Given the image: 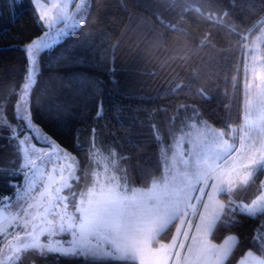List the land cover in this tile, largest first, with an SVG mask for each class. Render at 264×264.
<instances>
[{"label": "trees", "instance_id": "16d2710c", "mask_svg": "<svg viewBox=\"0 0 264 264\" xmlns=\"http://www.w3.org/2000/svg\"><path fill=\"white\" fill-rule=\"evenodd\" d=\"M34 9L31 0H0V108L18 130L23 122L16 119V92L28 67L25 46L45 31ZM88 9L77 28L40 54L29 98L32 121L73 154L80 169L89 174L93 170L84 149L94 137L105 153L115 149L129 157L122 167L133 185L141 187L151 175L159 174L161 144L171 143L170 131L188 122L192 106L215 128H222L228 115L229 123L238 125L246 53L242 44L264 26V0H89ZM169 23L183 31L168 27ZM238 34L247 35V40ZM206 36L208 42L202 44ZM232 77L237 78L235 89ZM200 89L207 98L199 94ZM181 105L188 107L181 109ZM25 133L20 131V137ZM10 135L7 127L0 126V196L12 201L24 176L12 171L17 157L16 141ZM157 135L162 139L157 140ZM77 175L81 179L71 182L72 191L86 190L90 175L88 180L84 171ZM262 176L249 188L253 193L244 197L245 202L259 192ZM237 212L238 223L217 226L210 235L217 243L229 234L239 238L227 264H237L247 251L259 255L264 248V215L248 217ZM174 230L175 226L170 227L160 241H168ZM20 264L116 262L28 253Z\"/></svg>", "mask_w": 264, "mask_h": 264}, {"label": "snow or ice", "instance_id": "6c2138e0", "mask_svg": "<svg viewBox=\"0 0 264 264\" xmlns=\"http://www.w3.org/2000/svg\"><path fill=\"white\" fill-rule=\"evenodd\" d=\"M32 2L49 31L25 46L28 67L16 92V119L23 122L22 127L18 130L11 125L0 108V126L7 127L11 132L9 139L16 141L17 159L13 161L12 171L22 173L26 182L24 195L18 198L14 210H10L12 205L4 203L12 198L0 196L3 204L0 264H20L28 253L41 256L55 253L116 264H227L239 245V238L232 235L217 245L208 237L217 226L238 223L237 194L256 186L259 175L264 174V51L257 44L259 41L264 45V30L253 40L251 48L242 44V48L250 51L245 53L243 104L238 126L229 123L232 117L228 115L224 126L215 128L202 120L199 110L192 106L188 122L170 131L171 143L161 144L159 174L151 175L144 186L136 187L127 169L122 167V162L129 157L119 155L115 149L105 153L96 146L93 137L84 150L88 153L89 165L99 167H93L89 174L80 169L76 157L51 137L41 136L42 129L32 121L29 98L39 71L38 57L53 47L55 38L51 29L63 22L64 27L56 32L59 37L68 34L69 21L73 29L77 28L87 17L89 0ZM70 4L74 11L69 12ZM161 23L165 22L161 20ZM167 26L183 31L176 24ZM238 35L242 40L248 38L245 34ZM207 42L206 36L202 44ZM232 81L235 89L237 78L232 77ZM199 94L207 98L204 89ZM101 115L102 107L97 112L98 117ZM20 131L31 135L21 138ZM33 138L45 146L36 148L31 143ZM156 138L162 139L159 135ZM78 171H84L85 180L90 175V184L80 192L72 191L71 183L73 180L79 183ZM259 189L256 199L239 207V213L248 217L264 215V181L259 182ZM16 191L20 192V188ZM173 226H176V235L170 243H161L160 237ZM8 228L13 231L9 232ZM65 234L69 240L55 239ZM42 236L48 237L47 242L41 240ZM259 251V255L252 251L246 255L255 264H264V248Z\"/></svg>", "mask_w": 264, "mask_h": 264}, {"label": "rangeland", "instance_id": "374dc122", "mask_svg": "<svg viewBox=\"0 0 264 264\" xmlns=\"http://www.w3.org/2000/svg\"><path fill=\"white\" fill-rule=\"evenodd\" d=\"M32 1V0H31ZM77 2H79V0H77ZM33 3V2H32ZM33 6H34V8H35V5L33 4ZM69 12H71V11H74L75 10V8H74V6L73 5H69ZM37 13H38V15H39V12L37 11ZM42 22V24H43V26H44V28H45V31H44V33L45 32H47V31H49V29H48V27L44 24V22L43 21H41ZM68 24H69V27L66 29V32L67 33H70L71 31H73L74 29H73V27H72V22L71 21H69L68 22ZM62 27H64V25H63V22H61L60 24H57V25H55V27L54 28H52L51 29V35L55 38L54 40H56V39H58V38H61V37H63V36H65V35H60L59 37H56V32L58 31V29H60V28H62ZM262 30H264V26L262 27V29L261 30H259L255 35H254V37L252 38V40L250 39L249 40V42L247 43L249 46H250V48H251V45H252V42H253V40H255L256 39V37H258V36H261V33H262ZM43 33V34H44ZM43 34H42V36H43ZM53 40V41H54ZM257 44H258V46H262L260 43H259V41H257ZM28 45V44H27ZM250 48L249 49H246V52H249L250 51ZM38 61H39V57H38ZM233 127H236V126H238V125H232ZM40 128V127H39ZM41 129V128H40ZM43 134H46L43 130H42V132L40 133V135L41 136H43ZM25 135H31V133L30 132H26L23 136H21V138H23ZM47 136H49L48 134H47ZM50 137V136H49ZM53 140V139H52ZM31 143L32 144H34L35 146H36V148H42V147H44L45 145L42 143V142H40V141H37L35 138H33L32 139V141H31ZM57 144V143H56ZM59 145V144H58ZM61 147V146H60ZM185 147H187V145H185ZM62 148V147H61ZM64 149V148H63ZM67 152H69V151H67ZM70 153V152H69ZM73 155V154H72ZM74 156V155H73ZM75 157V156H74ZM47 159V158H46ZM77 159V158H76ZM54 162V161H53ZM101 163H103V161H101ZM94 167H99L98 165H94ZM49 168H51V165H49ZM43 170V169H42ZM76 175H77V173H76ZM261 181H264V174H263V176L261 177ZM72 182V181H71ZM26 186V182H25V178L23 179V183H22V186L20 187V192H17V195H16V197L11 201H7V202H5V203H7V204H10V205H12L13 206V208L12 209H10V210H14V206H15V204L17 203V201H18V198L19 197H21V196H23L24 195V187ZM66 190V189H65ZM261 190V189H260ZM259 190V191H260ZM251 194V193H253V191H251L250 189L248 190V192L243 196V194H239V196H238V199H236V206H237V210H239V207H241L243 204H250V203H247V202H245L244 200V197L246 196V195H248V194ZM64 194L65 195H67L65 192H64ZM259 194V192L254 196V198L252 199V200H254V199H256V197H257V195ZM243 196V197H242ZM240 197V198H239ZM221 199H224L225 201H226V198H223V197H221ZM3 207V204L0 206V208H2ZM72 209L70 208L69 209V211H71ZM194 222H196V221H194ZM177 226H178V224H177ZM5 227H7V225H5ZM8 231L9 232H12L13 231V229L12 228H8ZM176 235V226H175V230H174V233H173V235L170 237V239L168 240V241H160L161 243H165V244H168V243H170L171 242V240H172V237L173 236H175ZM233 234H229V235H227L224 239H223V241L222 242H219V243H217V242H213V241H211V239H210V236L208 237V239L212 242V243H214V244H217V245H220V244H222L223 242H224V240L226 239V238H228L229 236H232ZM10 238V237H9ZM47 239H48V237L47 236H42L41 237V240L42 241H44V242H47ZM55 239H58V240H63V241H67V240H69L70 239V237L68 236V235H61V236H57V237H55ZM180 239H183V236H181L180 237ZM186 243H187V241H186ZM0 246H2V245H0ZM246 264H255V262L254 261H247L246 262Z\"/></svg>", "mask_w": 264, "mask_h": 264}, {"label": "crops", "instance_id": "0c3cea01", "mask_svg": "<svg viewBox=\"0 0 264 264\" xmlns=\"http://www.w3.org/2000/svg\"><path fill=\"white\" fill-rule=\"evenodd\" d=\"M260 30H261V29H260ZM248 252H249V251H247V252H246V253H245V254H244V255L238 260L237 264H240V262H241L242 260L245 261V264H246L247 261H248V262L251 261V260L254 261L252 257H248V256L246 255ZM253 254H254V255H257V254L254 253V252H253ZM254 262H255V261H254Z\"/></svg>", "mask_w": 264, "mask_h": 264}]
</instances>
